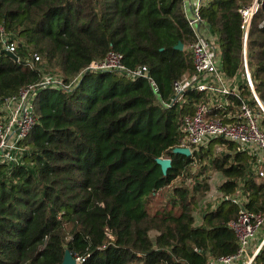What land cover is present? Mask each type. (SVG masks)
<instances>
[{
	"label": "trees",
	"instance_id": "1",
	"mask_svg": "<svg viewBox=\"0 0 264 264\" xmlns=\"http://www.w3.org/2000/svg\"><path fill=\"white\" fill-rule=\"evenodd\" d=\"M254 1L211 0L201 14L217 36L226 75L240 76L247 55L264 102V0L248 32L242 13ZM2 33L22 59L4 52L0 40L2 98L38 82L45 71L69 82L112 50L122 52L130 68L149 66L159 89L147 77L109 70L87 71L71 90H39L38 122L24 140V162L0 164V264H61L66 250L78 264H207L209 255L238 250L229 226L237 204L224 198L216 207L210 203L201 223L195 214L211 189L208 166L223 176L224 194L243 188L249 208H263L264 180L250 156L222 137L191 156L174 152L182 118L205 98L193 90L177 105L165 104L173 82L195 72L188 47L196 35L184 0H0V39ZM35 54L41 62H23ZM241 92L251 97L247 84ZM218 146L225 151L215 153ZM161 156L171 158L166 173L156 161ZM180 177L185 184L174 185ZM172 186L152 212L151 201ZM255 261L264 264V247Z\"/></svg>",
	"mask_w": 264,
	"mask_h": 264
},
{
	"label": "built area",
	"instance_id": "2",
	"mask_svg": "<svg viewBox=\"0 0 264 264\" xmlns=\"http://www.w3.org/2000/svg\"><path fill=\"white\" fill-rule=\"evenodd\" d=\"M210 1L196 0L191 15H188L186 10L188 22L196 35V41L188 47L195 72L192 75L186 73L173 82V95L165 104L169 107L177 105L189 91L204 92L205 98L197 103L194 114L185 115L180 122L182 137L179 146L189 147L193 154L199 146L207 145L218 137L235 142L238 144V150L250 156L252 168L258 178L264 180V102L255 91L246 56L242 74L229 78L223 68L217 36L214 35L211 39L204 36L201 28L204 24L201 9ZM259 6L260 2L256 6L253 4L242 9L246 32L249 30L251 17ZM0 40L2 50L7 49L17 56V61L22 60L17 54V44L10 42L6 33H2ZM123 59L122 52L112 50L103 58L92 60L69 82L59 73L45 71L38 82L21 87L17 94L0 97V164L20 165L24 162L28 149L24 140L38 122L34 100L43 87L71 90L77 87L87 71L97 73L110 70L119 71L131 79L147 77L156 92L158 91V84L150 76L149 66L138 65L136 68H130ZM37 61L41 62V56L38 54H35L34 58H23V62L31 67ZM245 84L250 88L251 97L242 95V87ZM237 98L241 103L236 102ZM252 99L256 104H251ZM217 111H221L222 116L216 115ZM222 198L239 206L237 218L229 223L236 234L239 247L233 254L219 257L209 255L207 264H255L264 247V203L260 211L251 210L250 198L243 188L228 195L222 192L220 200Z\"/></svg>",
	"mask_w": 264,
	"mask_h": 264
},
{
	"label": "rangeland",
	"instance_id": "3",
	"mask_svg": "<svg viewBox=\"0 0 264 264\" xmlns=\"http://www.w3.org/2000/svg\"><path fill=\"white\" fill-rule=\"evenodd\" d=\"M203 30H204V32H203ZM202 32H203V34L208 35L206 26L202 27ZM223 151H225L223 146H218V148L216 147V149H215V153H217V154L220 152H223ZM200 167H201V163L198 160L197 161L195 160V162L193 164L194 171L199 172ZM208 167L209 168L206 171V175H208V177H209V182L211 183V189L200 201L201 202L200 209H198V211L195 214L197 223H201V217H202L203 210L210 203L213 205L219 203L220 196L222 194L221 190H219V186L222 183L221 181L223 179V176L221 175L220 172L218 173V172L214 171L211 166H208ZM189 182H190V180L186 181V184H189ZM174 183H175L174 185L185 184L181 177H180V179H177ZM172 189H173V186L160 190L157 197L154 200H152L150 203L151 208H152L151 209L152 212L159 210L165 204L164 202L167 201L169 195L172 193Z\"/></svg>",
	"mask_w": 264,
	"mask_h": 264
},
{
	"label": "water",
	"instance_id": "4",
	"mask_svg": "<svg viewBox=\"0 0 264 264\" xmlns=\"http://www.w3.org/2000/svg\"><path fill=\"white\" fill-rule=\"evenodd\" d=\"M258 3H259L258 0H255L254 1V6H256ZM263 7H264V2H263ZM176 47L179 48V49H183L184 48V44L181 41H179L177 43ZM3 51L6 52L8 55L13 57L14 60L17 61V56L13 52H11V51H9L7 49H4ZM245 52H247V49H245ZM245 56L247 58V55H245ZM174 152L178 153V154L182 153V154H185L187 156H191L192 155L191 149L189 147H185V146L176 147L174 149ZM156 161H157L158 164H161L164 173H166L168 171V169L172 166L171 158H169V157L161 156ZM61 264H78V263H77V259L74 258V256L72 255L71 251L70 250H66L64 259H63Z\"/></svg>",
	"mask_w": 264,
	"mask_h": 264
},
{
	"label": "crops",
	"instance_id": "5",
	"mask_svg": "<svg viewBox=\"0 0 264 264\" xmlns=\"http://www.w3.org/2000/svg\"><path fill=\"white\" fill-rule=\"evenodd\" d=\"M195 1H196V0H185V1H184V4H186V10H187V13H189L188 15H191V14H192L193 6L195 5ZM204 26H206V28H207V33H208V35H207V34H206V35L204 34V35H205L207 38L211 39L214 35H213V33H212L210 27H209L207 24H203V25L201 26V28L204 27ZM204 30H205V29H204ZM204 30H203V32H204Z\"/></svg>",
	"mask_w": 264,
	"mask_h": 264
}]
</instances>
